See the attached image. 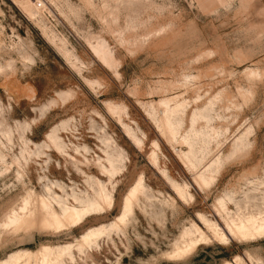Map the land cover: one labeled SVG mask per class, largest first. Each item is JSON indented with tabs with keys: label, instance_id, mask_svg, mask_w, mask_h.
<instances>
[{
	"label": "rangeland",
	"instance_id": "1",
	"mask_svg": "<svg viewBox=\"0 0 264 264\" xmlns=\"http://www.w3.org/2000/svg\"><path fill=\"white\" fill-rule=\"evenodd\" d=\"M16 3L0 0V264L43 245L54 257L71 246L59 264H264V235L166 257L185 228H205L199 213L226 229L220 201L264 215V0H43L42 14L23 6L30 17ZM114 152L109 179L100 164ZM141 176L149 198L124 232L81 248ZM93 179L110 211L60 233L8 225L26 201L52 198L47 187L60 208L87 199Z\"/></svg>",
	"mask_w": 264,
	"mask_h": 264
},
{
	"label": "bare ground",
	"instance_id": "2",
	"mask_svg": "<svg viewBox=\"0 0 264 264\" xmlns=\"http://www.w3.org/2000/svg\"><path fill=\"white\" fill-rule=\"evenodd\" d=\"M15 1L17 2L16 4L18 7L25 12L27 17H30L31 14L28 13L23 6L29 10L42 14V9L38 7L36 3L14 0V2ZM47 32L48 31L44 29V33L47 34ZM94 49L97 55H99L100 48L95 46ZM164 119L168 128L170 127L172 132L177 133V129L173 124L170 115H166ZM133 139L138 141L134 136ZM54 145L57 150L61 149L57 143L54 142ZM192 151L184 155V161L186 165L191 168V170L195 171L197 170L200 161L196 163L192 160ZM105 162L106 164H100V169L103 173L107 174L109 179L119 173L122 169L121 158L115 152L110 154L107 153ZM198 173L199 172H197L195 176L196 182L200 186L206 183L209 184V181L205 178L204 173ZM142 179V176L139 177V179L130 188L123 200L121 212L115 217L113 222L108 225L103 224L98 228L89 229L81 236V248H92V245L98 244V239H101L102 237L112 239L113 233L117 235L119 232H124L131 216L135 213V206H139L140 196H143L146 199L149 198L147 196L148 194L146 195ZM101 181L93 179L92 183L94 185H91L92 193L88 194L89 197L87 199H76L75 203L68 202L64 205L60 204V202L56 200V202L60 205V208L55 206L52 189L47 187L46 192H48L52 198H50L47 194L39 195L36 203L31 209H28L29 201H26L25 207H22L24 214H15L14 217L10 218L8 225H13L15 231L22 229L27 230L37 226L43 231H52L53 233H60L64 230L77 228L84 224L89 218L101 215L113 208V196ZM175 187L184 198L185 196L179 187ZM229 204L230 202L228 200H223L219 202L218 206H215V214L219 215L224 220L226 229L224 227L222 228V225L218 223V221L211 222L210 219L202 213H199L198 216L205 223V228L200 226L198 223L193 224L190 228H185L179 238L180 240H177V242L174 243L173 249L168 253L164 252L166 253V257L170 260L183 259L192 251L195 252L194 250L198 247V245L211 242L213 239L218 241L237 239L238 241L252 242L257 237L264 235V215L262 212L247 214L243 212L242 208L238 207L239 212L232 214L229 211ZM63 253H68L72 259L74 258L71 246L67 247V249L61 252L57 257H61ZM57 257H54V252L51 251L50 246L43 245L41 249H38L35 252L27 251L15 254L11 256L9 260L3 261L1 264H32L33 262L34 264H59V262L55 260ZM242 258V256H236L235 261L225 260L223 264H235V262L238 264H246L243 260L244 258Z\"/></svg>",
	"mask_w": 264,
	"mask_h": 264
},
{
	"label": "built area",
	"instance_id": "3",
	"mask_svg": "<svg viewBox=\"0 0 264 264\" xmlns=\"http://www.w3.org/2000/svg\"><path fill=\"white\" fill-rule=\"evenodd\" d=\"M10 1L13 2V0ZM19 1H29L32 3H36L38 7H40L43 4V0H19Z\"/></svg>",
	"mask_w": 264,
	"mask_h": 264
}]
</instances>
